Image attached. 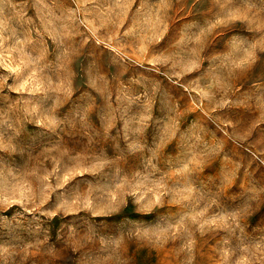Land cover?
Segmentation results:
<instances>
[{
  "label": "rangeland",
  "instance_id": "obj_1",
  "mask_svg": "<svg viewBox=\"0 0 264 264\" xmlns=\"http://www.w3.org/2000/svg\"><path fill=\"white\" fill-rule=\"evenodd\" d=\"M0 264H264V0H0Z\"/></svg>",
  "mask_w": 264,
  "mask_h": 264
}]
</instances>
